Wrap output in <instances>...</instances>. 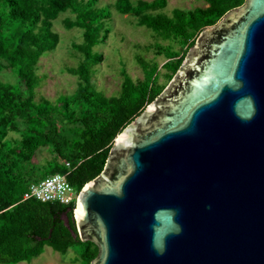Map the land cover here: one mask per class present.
Listing matches in <instances>:
<instances>
[{"label": "water", "instance_id": "95a60500", "mask_svg": "<svg viewBox=\"0 0 264 264\" xmlns=\"http://www.w3.org/2000/svg\"><path fill=\"white\" fill-rule=\"evenodd\" d=\"M73 217L90 264H264V0L200 32Z\"/></svg>", "mask_w": 264, "mask_h": 264}, {"label": "trees", "instance_id": "16d2710c", "mask_svg": "<svg viewBox=\"0 0 264 264\" xmlns=\"http://www.w3.org/2000/svg\"><path fill=\"white\" fill-rule=\"evenodd\" d=\"M244 1L205 0L207 7L173 9L168 15L166 0L105 5L99 0H0V74L12 80L0 79V264L28 262L46 247L61 254L77 250L81 264H90L98 250L77 236L75 201L63 206L22 200L23 194L30 184L60 174L78 195L102 172L117 135L172 79L200 32ZM114 14L149 31L153 43L141 50L165 62L159 66L136 54L142 78L133 80L123 67L119 91L106 96L94 76L104 61L97 48L109 39ZM57 20L64 30L79 34L69 46L76 64L63 70L76 79V87L49 100L36 94L44 78L38 63L60 44ZM42 149L51 158L39 164L34 157Z\"/></svg>", "mask_w": 264, "mask_h": 264}, {"label": "rangeland", "instance_id": "374dc122", "mask_svg": "<svg viewBox=\"0 0 264 264\" xmlns=\"http://www.w3.org/2000/svg\"><path fill=\"white\" fill-rule=\"evenodd\" d=\"M100 4L113 3L115 0H99ZM136 1V0H134ZM152 1V0H144ZM167 6L164 13L170 14L173 9L190 10L195 7H207L205 0H166ZM112 33L106 44L97 48L104 55L103 63L97 68L94 81L97 88L106 96L115 95L119 91L121 76L120 69L125 68L128 75L133 79H141L142 73L136 65L134 58L136 54L142 55L146 60H155L161 66L165 59L162 56H154L141 50L144 46L153 43L149 31L142 27H136L131 18L114 14L109 22ZM55 31L60 35L58 48L43 56L38 63V74L43 76L42 83L37 89V97L54 100L60 95L71 93L76 87V79L63 70L66 67L75 66L76 60L69 55V46L72 42L79 41L77 30H64L59 20L54 22ZM0 79L12 82L10 76L3 72ZM160 82H164L163 78ZM168 84V83H167ZM50 154L42 149L36 153L34 162L43 164L50 160ZM76 250V249H75ZM71 250L66 254L54 252L51 248H44L41 255L18 264H81L79 257Z\"/></svg>", "mask_w": 264, "mask_h": 264}, {"label": "built area", "instance_id": "2783aa9c", "mask_svg": "<svg viewBox=\"0 0 264 264\" xmlns=\"http://www.w3.org/2000/svg\"><path fill=\"white\" fill-rule=\"evenodd\" d=\"M65 167H69L65 163ZM77 193L74 188L60 174L45 177L38 183L30 184L22 196V200L34 199L41 202H55L63 206H69L76 201Z\"/></svg>", "mask_w": 264, "mask_h": 264}, {"label": "bare ground", "instance_id": "6f19581e", "mask_svg": "<svg viewBox=\"0 0 264 264\" xmlns=\"http://www.w3.org/2000/svg\"><path fill=\"white\" fill-rule=\"evenodd\" d=\"M75 215H76V217H77V209L75 210Z\"/></svg>", "mask_w": 264, "mask_h": 264}, {"label": "crops", "instance_id": "0c3cea01", "mask_svg": "<svg viewBox=\"0 0 264 264\" xmlns=\"http://www.w3.org/2000/svg\"><path fill=\"white\" fill-rule=\"evenodd\" d=\"M38 183V182H37Z\"/></svg>", "mask_w": 264, "mask_h": 264}]
</instances>
